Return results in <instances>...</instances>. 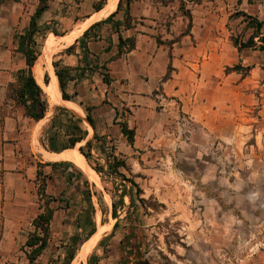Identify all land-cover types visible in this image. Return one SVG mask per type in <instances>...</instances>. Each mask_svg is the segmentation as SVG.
Here are the masks:
<instances>
[{"label": "rangeland", "instance_id": "374dc122", "mask_svg": "<svg viewBox=\"0 0 264 264\" xmlns=\"http://www.w3.org/2000/svg\"><path fill=\"white\" fill-rule=\"evenodd\" d=\"M94 2L61 0L57 11L40 24L37 40L41 54L33 73L36 77L35 71L40 65L49 77V71H54L56 81L52 82L59 93L58 103L52 107L49 104L46 116L39 121L28 117L22 106H16L11 98L6 97L8 84L4 98L0 97V115L11 116V137L14 140V135H17L22 142L23 157L19 164L26 170V176L22 178L11 173V210L20 217L21 228L5 252V258L0 259V264H61L66 255V245L76 232L74 223L85 202L81 192L61 170L62 175L57 180H47L45 175V191L56 198L50 202L55 208V216L49 244L34 262L28 260L22 248L33 231V218L42 210L46 198V195H40L41 180L35 176L37 167L31 169L30 164L37 159L48 160L49 156L57 153L47 150L41 143L42 129L58 106H69L77 113L76 107H71L73 104L66 105L62 99L53 66V61L65 47L59 51L47 50L65 35L80 32L95 15L89 16ZM181 10L189 16L183 5ZM48 26L59 34L47 30ZM19 32L17 27L10 28V38L5 40L11 52L7 59L9 82H14L17 71L26 66L24 56L16 49L14 41ZM50 34L53 35L47 38ZM55 37L59 38L57 42H54ZM261 45L264 46V42ZM46 55L50 56L48 62H45ZM197 57L196 63L190 65V69H183L178 76L180 93L173 95V86H163L162 79L158 77L152 94L149 93L151 98L140 104V108L130 100L129 104L124 99L123 104L119 102L117 123L126 120L130 127L135 128L133 144L124 135L101 134L97 125L96 128L99 135L114 138V153L127 164L120 167V172L138 183L142 190L139 197L146 200L141 202L136 196L130 213L132 218L139 217L138 229L145 236L141 250L150 264H264V88L253 87V78L249 88L233 87L226 81L227 74L232 71H236L231 73V78L234 76L235 79L240 77L237 73H248L247 70L244 74L242 67L233 69L234 66L245 65L234 61L236 56L229 48H225L217 60L216 56L213 59L209 55ZM170 73L172 68H168L167 74ZM84 113L81 117L89 132L86 140L93 139L94 129L86 118L85 110ZM117 128L120 130L119 126ZM86 140L79 142L76 148L79 150ZM97 143L94 139L93 158L91 163L87 161L90 166L97 165L102 170V174L96 171L100 181H92L83 173L94 185V190L103 196V206L96 195L93 197L97 229L103 230L96 244L78 264H88L92 253L98 256L96 264H120L124 253L120 241L129 232L131 224L126 217L129 198H124V207L118 205L120 222L113 230L117 218L111 214L110 190L118 195L124 185L129 187L131 182L109 172L107 158L112 154L111 143L104 151ZM35 154L37 158L33 159ZM15 166V161H12L11 172ZM65 169L69 174L67 166ZM20 189L21 195L18 194ZM82 245H79L76 255Z\"/></svg>", "mask_w": 264, "mask_h": 264}, {"label": "crops", "instance_id": "0c3cea01", "mask_svg": "<svg viewBox=\"0 0 264 264\" xmlns=\"http://www.w3.org/2000/svg\"><path fill=\"white\" fill-rule=\"evenodd\" d=\"M60 1L50 0L49 9L41 16L40 24L57 11ZM37 3L38 0H0L1 98H4L10 81L7 59L11 52L5 45V40L10 38L9 29L17 27L22 32ZM120 3V8L108 22L102 21L106 17L98 20L97 24L98 21L91 22L84 30L85 34L82 32L78 40H72L65 47L76 43L73 50H61L57 57L60 65L68 68L71 75L66 92L72 98L63 99L66 104H73L71 107H76L80 116L85 114L84 108L88 106L101 134L123 135L117 128L119 123L114 122L119 102L124 103L122 99L128 100V104L130 100L140 108V104L151 98L149 93L152 94L158 77L162 79L163 86H173L171 93L176 95L180 93L178 76L183 69H190L197 56L209 55L211 59L216 56L217 60L225 48L234 53V61L250 66L245 75L237 73L240 75L237 79L231 78V73L236 71L228 73L226 81L233 87L249 88L253 78V87L264 88V49L261 48L264 0H120ZM182 5L189 11V16L182 13ZM127 10L131 17L128 23ZM97 11L93 9L89 16ZM244 14L263 22V25L260 28L250 25ZM120 33L123 37H134L135 47L118 54ZM253 33L255 43L252 46L239 50L232 43V35L246 41ZM158 38L164 41L159 42ZM169 65L172 73L165 78ZM11 130V116L0 115V259L5 258V252L21 228L20 217L11 210V173L18 178L26 176L25 168L19 164L23 157L22 142L17 135L12 140ZM32 158L36 159V154ZM12 161L16 164L14 172L10 170ZM35 161L42 163L47 180L61 177V166L47 164L55 161ZM37 162L31 163L30 168L37 167ZM18 194L21 195V189Z\"/></svg>", "mask_w": 264, "mask_h": 264}, {"label": "trees", "instance_id": "16d2710c", "mask_svg": "<svg viewBox=\"0 0 264 264\" xmlns=\"http://www.w3.org/2000/svg\"><path fill=\"white\" fill-rule=\"evenodd\" d=\"M50 0H38L36 8L34 12L30 16L29 23L27 27L22 31L15 35V43L16 49L21 52L24 56L26 66L20 68L15 78L14 82L8 83V92L7 98H11L16 106H22L25 110V114L39 121L43 119L47 111L49 109V100L47 93L43 86L39 84L34 73L33 67L41 54L40 44L37 40V34L40 32V23L39 20L43 13L49 9ZM106 0H97L93 4L94 10H100ZM120 0L118 2L117 9L112 12L109 16H107L102 21L108 22L116 13V11L120 8ZM249 19L250 25H255L260 28L263 25V22H259L251 16L244 14ZM129 12H126V23L129 22L130 19ZM100 21L96 22L99 23ZM95 25V24H94ZM51 32L58 35L59 33L56 30L50 29V26L46 28ZM86 31L84 32V34ZM255 34H251L250 37L243 41L238 37H233L234 44L241 50L243 47H249L254 45ZM262 40L264 36L261 37ZM77 37L75 40H78ZM59 40L58 37L54 38V42ZM162 42L161 40H158ZM264 42V40H263ZM119 51L118 54H121L125 50H130L135 47V38L134 37H123V35L119 34ZM76 46V43L68 46L64 49L66 52H71L73 48ZM261 48L264 49V46L261 45ZM53 66L55 68V72L58 76L60 89L62 92V97L64 99H71L72 96L66 92V84L67 81L71 78L69 69L60 65L59 61L56 59L53 61ZM171 65H169V68ZM239 67L244 68V74L249 69L250 66H234V70H238ZM168 77L166 74L165 78ZM45 84L48 87H53L52 79L49 77L48 73L44 75ZM86 112V118L88 122L92 125L94 129L93 139H87L88 129L83 124V119L81 116L77 115L73 110H71L67 106H58L51 116L49 122H47L40 136V141L43 146L50 151L59 152L67 148H73L78 145V143L86 142L79 146L80 152L86 157V159L91 163L93 154L92 148L94 147V139L98 141V147L100 150H105L107 148V144L110 142V150L112 160L110 157L107 158V162L109 165L110 173L113 175H119L122 180H128L131 182V185L128 187L124 185L123 190L117 195L114 191L110 190L111 198H112V209L111 214L113 218H117L116 222L113 225V230H115L119 226V216H118V205L125 206L124 198L127 196L129 198V205L126 210V217L131 220L130 230L120 241L121 251L124 253L121 254L120 264H150L148 258H146L141 250V247L145 241V236L138 229L139 217L135 216L132 218V214L130 213V208L135 205V197L137 196L141 202H146L145 198L139 197L142 192L138 183L134 180L127 178L126 175L120 172V167H126V161L120 159L115 153V144L114 138L108 137L105 135H99L97 132L95 120L91 115L90 108L86 106L84 108ZM119 111L116 108V115L114 118V122L117 123V115ZM120 125L121 133L126 137L127 141L130 144H133L135 141L136 131L134 127H130L126 120L118 122ZM91 127V128H92ZM47 164L59 165L63 167L62 173L63 175H68V179L73 183L74 187L81 192L83 197V202L85 205L81 207L80 211L77 214L74 226L76 232L72 235L70 239V243L66 245V255L61 261V264H71L72 260L76 256L77 249L81 243H84L88 240L92 234H94L97 230V224L95 220V212L96 206L94 203V195L97 196V200L101 206L104 205L103 196L97 190H94V185L89 182L88 177L84 176V171L80 168H77L75 164L71 161H55V162H47ZM68 167L69 174L65 167ZM99 174H102V170L97 165H92ZM86 175V174H85ZM36 176L38 180L40 179V195H46L45 204L42 207V210L39 211L35 217L33 218V231L29 233V236L22 248L26 254V257L30 262H34L47 248L49 244V240L51 237V229L52 223L55 216V208L50 205L52 200H56L53 196H50L46 193V183H45V174L42 169V163L38 162ZM134 189H136L134 191ZM134 239V241L132 240ZM102 240L100 241V243ZM98 256L95 253H92L89 256L88 264H96L98 261ZM80 264H84L81 262Z\"/></svg>", "mask_w": 264, "mask_h": 264}, {"label": "bare ground", "instance_id": "6f19581e", "mask_svg": "<svg viewBox=\"0 0 264 264\" xmlns=\"http://www.w3.org/2000/svg\"><path fill=\"white\" fill-rule=\"evenodd\" d=\"M118 2H119V0H107L104 7L101 10L97 11L95 13V15L89 21L86 22V24L82 27L80 32H82L85 28H87L92 21H94V20L98 21L100 19H103V18L109 16L117 8ZM80 32H78V34ZM78 34L68 35V36L65 35L64 39L60 40L56 44L50 45V47L48 48L47 51L48 52H50L52 50L53 51H59L60 49L66 47L70 42H72L73 38H75ZM52 35L53 34H50L47 38H50ZM49 57H50L49 55H46L45 62H48ZM35 73H36V79L39 82V84L41 86H43V88L45 89L47 96H48L50 107H52L54 104L58 103L59 93L56 91V88L54 86L51 88L45 84V82H44L45 71H44V69H42L41 65L38 68H36ZM49 73H50V78L53 81H56V75H55L54 71L50 70ZM62 99H63V97H62ZM48 160H51V161H56V160L71 161L74 164H76L78 167H80L84 171V173L92 181H95V182L100 181V177H99L98 173L96 172V170L90 166L86 157L76 147L67 148V149H64L62 151H59V152L49 156ZM101 230H103V229H101V228L97 229L96 232L94 234H92V236L83 243L82 247L79 249V252L77 253L76 257L74 258V260L72 261L71 264H78L79 260H82L83 258H85L87 256L88 252L96 244Z\"/></svg>", "mask_w": 264, "mask_h": 264}, {"label": "water", "instance_id": "95a60500", "mask_svg": "<svg viewBox=\"0 0 264 264\" xmlns=\"http://www.w3.org/2000/svg\"><path fill=\"white\" fill-rule=\"evenodd\" d=\"M106 2H107V0H106Z\"/></svg>", "mask_w": 264, "mask_h": 264}]
</instances>
